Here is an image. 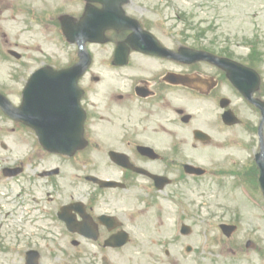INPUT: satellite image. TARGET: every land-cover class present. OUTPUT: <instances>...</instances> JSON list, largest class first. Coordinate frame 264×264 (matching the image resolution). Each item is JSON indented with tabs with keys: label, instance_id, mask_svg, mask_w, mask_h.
Segmentation results:
<instances>
[{
	"label": "flooded vegetation",
	"instance_id": "af4514ba",
	"mask_svg": "<svg viewBox=\"0 0 264 264\" xmlns=\"http://www.w3.org/2000/svg\"><path fill=\"white\" fill-rule=\"evenodd\" d=\"M108 4L118 25L85 43L92 61L76 84L85 144L73 154L50 152L28 124L42 122L49 101L62 110L54 123L70 124L75 84L51 78L79 59L73 43L65 56L52 42L65 37L64 20L73 27L89 7ZM165 12L148 0H0V63L12 67L0 76V95L17 98L28 144L0 160V264H188L186 245L169 247L167 208L190 222L184 210L203 177L222 199L235 190L261 196L247 183L264 162V58L252 47L190 43L159 18ZM207 146L214 153L205 162L187 152ZM124 231L130 243L149 235L151 247L119 246Z\"/></svg>",
	"mask_w": 264,
	"mask_h": 264
},
{
	"label": "rangeland",
	"instance_id": "374dc122",
	"mask_svg": "<svg viewBox=\"0 0 264 264\" xmlns=\"http://www.w3.org/2000/svg\"><path fill=\"white\" fill-rule=\"evenodd\" d=\"M148 2L165 10L164 16L156 17L167 20L170 29L175 28L174 32L177 33V30L185 32L187 41L190 43L200 40L197 42L207 46L213 43L219 46L232 45L240 52H247L249 51L247 42L258 38L262 42L261 47L264 52V0H148ZM52 45L65 56L70 50V48H64L66 46L62 44L61 40L53 41ZM6 67L8 65L2 66L0 72L6 73ZM0 125L3 124L0 123ZM8 125L10 126V124ZM0 141L8 143L6 151L0 149L1 161L7 158L4 157L7 154H12L13 157L19 156L25 147V144L20 140L19 131L12 129L8 131L7 127L0 131ZM187 152L203 156V162L210 159L214 153L213 149L208 146L197 149L188 148ZM188 185L192 186L193 183L189 182ZM192 195L196 202L188 208L197 211L199 216L197 223L195 226L193 225L192 234L186 238V243H190L192 246L198 245L199 250L203 251L198 262L201 261V264H258L260 262L258 252L240 255L232 259L229 256L231 254L229 250L214 246L212 238L217 233V229L211 225V222L214 221L207 218L212 215L217 219L221 217L219 219L221 220L224 217L234 218L240 214L244 219L245 236L260 239L259 245L264 246V210L249 204L239 190H235L229 199L216 197L218 194L215 193L213 182L209 177L199 180ZM167 209L170 214H166L168 218L164 222L167 223L168 230L172 232L173 220L171 217L175 210ZM216 214L219 216L215 217ZM254 231H256L255 235ZM142 232L149 234L145 228ZM147 234L138 237V242L134 241V243L137 242V246H131V244V247L128 246V250L131 251L135 247L149 249L152 243L149 239L150 234ZM170 242L174 244L171 239ZM175 247H180V245L177 244ZM219 250H221V256L216 255ZM195 259L194 255L190 256L189 264H198V262L195 263ZM122 264L127 263L123 261Z\"/></svg>",
	"mask_w": 264,
	"mask_h": 264
},
{
	"label": "water",
	"instance_id": "95a60500",
	"mask_svg": "<svg viewBox=\"0 0 264 264\" xmlns=\"http://www.w3.org/2000/svg\"><path fill=\"white\" fill-rule=\"evenodd\" d=\"M262 182H263V184H264V173H263V176H262Z\"/></svg>",
	"mask_w": 264,
	"mask_h": 264
}]
</instances>
